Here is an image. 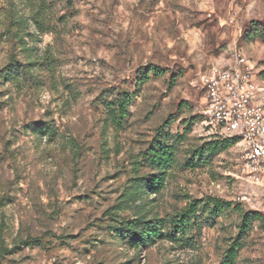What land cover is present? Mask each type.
I'll use <instances>...</instances> for the list:
<instances>
[{"label":"rangeland","instance_id":"rangeland-1","mask_svg":"<svg viewBox=\"0 0 264 264\" xmlns=\"http://www.w3.org/2000/svg\"><path fill=\"white\" fill-rule=\"evenodd\" d=\"M257 29L264 0H0V264H224L234 242V264H264L239 149L204 153L200 122L201 76L236 48L264 87ZM128 97L116 125L108 109ZM44 123L57 134L35 131ZM166 145L164 187L132 195L157 173L147 152ZM191 205L197 222L176 242L134 249L114 232L142 218L174 234Z\"/></svg>","mask_w":264,"mask_h":264},{"label":"built area","instance_id":"built-area-1","mask_svg":"<svg viewBox=\"0 0 264 264\" xmlns=\"http://www.w3.org/2000/svg\"><path fill=\"white\" fill-rule=\"evenodd\" d=\"M237 12L230 15V22ZM241 49L234 59L212 66L201 76L205 90L200 122L210 138L237 139L241 177L256 188L253 211L264 219V87Z\"/></svg>","mask_w":264,"mask_h":264},{"label":"trees","instance_id":"trees-1","mask_svg":"<svg viewBox=\"0 0 264 264\" xmlns=\"http://www.w3.org/2000/svg\"><path fill=\"white\" fill-rule=\"evenodd\" d=\"M39 22V21H37ZM258 34L264 39V31H259ZM45 31V29H42ZM129 100L127 99L120 102L118 105L110 106L108 109L109 119L116 125H120L123 118L126 116L129 109ZM35 131L47 134L49 136H55L57 134L56 127L48 123L42 124L40 127L35 128ZM237 139H216L212 138L209 142L204 145V153H215L220 152L235 144ZM174 149L172 145H166L164 148H152L147 152L145 160L155 168L156 175H153V178L139 177V183L136 184L132 195H140L145 192H157L164 187L165 179L167 176L168 170L171 169L174 164ZM222 204L213 202L211 207V212L218 214L222 210ZM197 209L194 206H187L181 212H179L173 221L174 234H165L162 232L164 228L162 221H148L142 218H135L128 220L126 222H121L122 227H114V232L116 235L122 239L124 236H128L129 245L134 249H140L141 247L151 244L155 237L158 236H169L168 238L173 242L179 240L177 238L176 232L182 231V235L186 229L197 222ZM196 219V220H195ZM195 220V222L193 221ZM244 224H254L255 221H263V216L258 211H245L244 214ZM185 242L186 239H181ZM29 242V241H27ZM38 242L36 238L30 239V244ZM240 245L234 242L226 251L224 257V264H234V261L238 255Z\"/></svg>","mask_w":264,"mask_h":264},{"label":"crops","instance_id":"crops-1","mask_svg":"<svg viewBox=\"0 0 264 264\" xmlns=\"http://www.w3.org/2000/svg\"><path fill=\"white\" fill-rule=\"evenodd\" d=\"M231 61H232V60H231ZM231 61H230V60H229V61H226V63H229V62H231ZM218 63H223V59L219 60ZM226 63H225V64H226Z\"/></svg>","mask_w":264,"mask_h":264}]
</instances>
